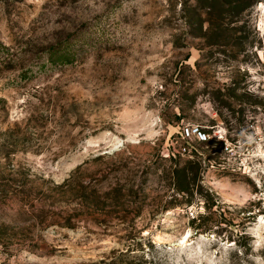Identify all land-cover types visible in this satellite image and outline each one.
Wrapping results in <instances>:
<instances>
[{
    "label": "rangeland",
    "instance_id": "obj_1",
    "mask_svg": "<svg viewBox=\"0 0 264 264\" xmlns=\"http://www.w3.org/2000/svg\"><path fill=\"white\" fill-rule=\"evenodd\" d=\"M0 264H264V0H0Z\"/></svg>",
    "mask_w": 264,
    "mask_h": 264
},
{
    "label": "built area",
    "instance_id": "obj_2",
    "mask_svg": "<svg viewBox=\"0 0 264 264\" xmlns=\"http://www.w3.org/2000/svg\"><path fill=\"white\" fill-rule=\"evenodd\" d=\"M200 135H204V136H205V134H204V133H202V132H200Z\"/></svg>",
    "mask_w": 264,
    "mask_h": 264
},
{
    "label": "trees",
    "instance_id": "obj_3",
    "mask_svg": "<svg viewBox=\"0 0 264 264\" xmlns=\"http://www.w3.org/2000/svg\"><path fill=\"white\" fill-rule=\"evenodd\" d=\"M250 216V215H249Z\"/></svg>",
    "mask_w": 264,
    "mask_h": 264
}]
</instances>
